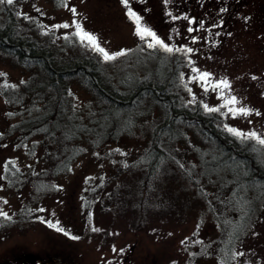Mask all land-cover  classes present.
Returning a JSON list of instances; mask_svg holds the SVG:
<instances>
[{"label":"rangeland","instance_id":"1","mask_svg":"<svg viewBox=\"0 0 264 264\" xmlns=\"http://www.w3.org/2000/svg\"><path fill=\"white\" fill-rule=\"evenodd\" d=\"M198 4L196 0H128L127 6L122 0H14L12 5H0V17L11 13L18 30L27 36L49 37L59 45L73 39L67 53L91 55L113 75L132 80L143 74L151 77L157 69L161 72L153 48H158L157 56L169 59L171 54L184 60V103L193 109L198 102L206 114L216 113L222 130L252 139L264 159V145L257 139H264V0H219L208 7L209 13ZM129 10L173 51L166 52L149 36L137 35ZM85 34L95 37L96 44L114 58L105 60L82 38ZM203 73L209 74L204 80ZM26 76L23 69L0 60V81L16 84ZM72 90L77 105L88 102L81 88ZM233 97L235 102L229 103ZM240 108L247 113H240ZM7 115L0 96V212L14 219L27 209L30 216L0 225V264H219L220 229L210 207L215 188L209 182H194L197 176H184L182 166L173 165L177 176H157L151 193L160 196L167 211L148 216L131 212L144 177L141 160H133L147 145L135 134L79 157L68 173L44 181L48 183L42 193L30 186L12 189L2 180L8 161L20 169L47 163L16 149L11 142L15 140L4 136L17 120ZM186 136L177 152L188 153L180 164L192 166L195 173L202 141L192 131L187 130ZM202 151L207 155L206 149ZM89 191L93 196L87 201ZM256 206L251 233L235 250L236 262L264 264V195ZM2 220L7 221L0 215Z\"/></svg>","mask_w":264,"mask_h":264},{"label":"trees","instance_id":"2","mask_svg":"<svg viewBox=\"0 0 264 264\" xmlns=\"http://www.w3.org/2000/svg\"><path fill=\"white\" fill-rule=\"evenodd\" d=\"M73 43L75 40L66 38L59 45L49 37L41 40L24 35L11 13L0 17V60H8L27 73L16 84L0 81L7 116L17 118L4 136L15 140L11 142L16 149L47 163L40 169L32 165L20 169L8 161L2 173L5 185L16 190L30 186L42 193L45 184L68 173L73 162L87 152L100 151L137 134L147 145L133 160H141L144 177L131 212L148 216L167 211L160 196L151 197V193L157 176H177L172 166L181 165L184 176H197L192 178L194 182H209L215 188L210 207L215 209L220 229L216 241L218 263L247 264L236 262L234 253L250 235L256 203L264 195V159L259 145L222 130L221 117L214 112L206 114L200 103L196 102L193 109L184 103V60L171 54L169 59L157 56L158 48H153L161 72L158 74L157 69L151 77L143 74L132 80L118 73L113 75L91 55L67 53ZM75 86L88 96L84 105H77L74 99ZM187 130L202 141L201 150L191 149L199 150L195 173L192 166L180 164L188 153H178L176 147L186 143ZM90 196L92 191L87 201ZM29 216L25 209L0 225Z\"/></svg>","mask_w":264,"mask_h":264},{"label":"snow or ice","instance_id":"3","mask_svg":"<svg viewBox=\"0 0 264 264\" xmlns=\"http://www.w3.org/2000/svg\"><path fill=\"white\" fill-rule=\"evenodd\" d=\"M127 2L128 0H122V3H124L126 6H127ZM14 3V0H0V5H4V4H8V5H12ZM71 11L73 13H75V9H71ZM129 17L130 18H133L134 19V23L136 25V34L139 35L141 38H144L145 36H149L151 37L156 44L160 45V47H162L166 52H172L173 49L170 48L168 45L164 44L162 41H160L159 39L156 38L155 36V33L151 32L149 29L147 28H143L140 24V17L136 16L135 13L131 12V10H129V13H128ZM77 28H79V25L77 24L76 25ZM63 27L67 28L69 27V25L65 24L63 25ZM189 31H192V29H189ZM79 34V33H78ZM82 38H86L92 45H94L96 47V50L99 51L100 53L103 54V57L105 60H111L113 59L114 57L112 55H110L109 53H107L103 48H100L97 44H96V40H95V37L91 36V35H88V34H85L84 37ZM149 47H152L151 44L148 45ZM187 51L191 52L192 50L191 49H188ZM119 55H123V53H119ZM194 71H196L194 69ZM209 76L208 73H203L200 77V79L204 80L206 79L207 77ZM224 87H228V84L226 81H222L221 82ZM235 102V98L233 97L231 101H229V103H234ZM210 111H215V109H209ZM247 109L245 108H240L239 109V112L240 113H247ZM229 131H235L233 129H229ZM236 135H242L241 133L239 132H235ZM246 135H249V136H252V137H255L256 134L255 133H248ZM258 139V142L262 145H264V139ZM0 215H3L6 219H9V217L7 216L6 213H3V212H0ZM50 227H55L54 225H49ZM58 231H62V229H59L57 228ZM241 255H243L241 253Z\"/></svg>","mask_w":264,"mask_h":264},{"label":"flooded vegetation","instance_id":"4","mask_svg":"<svg viewBox=\"0 0 264 264\" xmlns=\"http://www.w3.org/2000/svg\"><path fill=\"white\" fill-rule=\"evenodd\" d=\"M196 1L199 3L198 6L203 8L204 12L209 13V12H212V10L210 9L208 11V7H210L211 4H213V3H217L219 0H196ZM217 6H219V5H217Z\"/></svg>","mask_w":264,"mask_h":264}]
</instances>
